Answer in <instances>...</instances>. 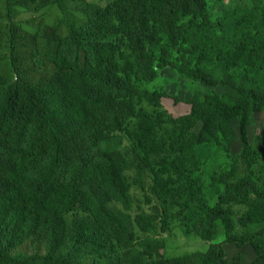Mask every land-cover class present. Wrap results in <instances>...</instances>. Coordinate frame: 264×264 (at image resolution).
<instances>
[{
    "label": "trees",
    "instance_id": "trees-1",
    "mask_svg": "<svg viewBox=\"0 0 264 264\" xmlns=\"http://www.w3.org/2000/svg\"><path fill=\"white\" fill-rule=\"evenodd\" d=\"M66 1L5 0L16 79L0 73V264H87L88 253L105 258L103 264H219L225 257L221 244L166 257L163 241L137 236V227L146 232L161 217L168 223L162 225L165 231L174 214L154 206V214L132 215L127 157L150 167L157 156L160 166L183 175L185 161L197 166L214 154L232 153L236 119L240 159L251 173L239 176L240 168L233 165L218 202L213 207L203 203L201 217L189 228L204 240L216 238L222 228L226 242L240 249L251 243L257 252L254 264H264V175L257 178L252 172L261 152L248 138V128L264 111V65L254 64V74L245 70L240 80L227 72L218 79L201 60L186 54L190 35L209 25V0H112L105 7L90 5L82 26L68 21ZM52 5L61 9L66 33L60 35L57 25L46 26L42 38L33 37L52 73L32 84L19 52L22 36L15 8L40 11ZM30 36L25 32L22 38ZM252 49L237 47L234 64L244 57L250 66L258 51ZM167 68L222 93L193 96L189 114L166 116V94L141 90L137 82L153 81ZM156 116L174 127L172 144L154 140ZM132 120L135 132L128 128ZM119 134L132 142L129 150H121ZM176 184L160 171L151 191L161 199L174 190V202ZM234 206L245 208L241 225L262 227L236 232ZM75 207L85 216L68 221L65 214ZM29 239L43 241L45 252L10 254ZM245 258L239 252L228 264H244Z\"/></svg>",
    "mask_w": 264,
    "mask_h": 264
},
{
    "label": "rangeland",
    "instance_id": "rangeland-1",
    "mask_svg": "<svg viewBox=\"0 0 264 264\" xmlns=\"http://www.w3.org/2000/svg\"><path fill=\"white\" fill-rule=\"evenodd\" d=\"M112 0H68L63 6L69 22L82 26L87 17L84 13L90 5L105 7ZM15 21L21 28L20 35L23 37L25 32L32 36L20 39L19 52L23 59L24 68L28 70L27 76L32 84H36L41 78L47 77L52 73V65L45 59L41 46H36V38H42L46 26H58L59 34L65 35L66 29L60 25L62 19L61 9L57 5L49 6L40 11H30L23 7L15 8ZM9 20L5 0H0V73L11 81L16 79L10 61L9 54ZM264 0H209V25L192 33L189 41L184 44L186 54L190 55L194 61L201 60L204 66L212 70L218 79H222V74L227 72L235 80H240L244 76L245 70L251 69L254 74V64L264 65ZM258 50L248 65L244 57L238 58L234 64V56L237 47ZM250 50V51H252ZM179 54L176 53L175 57ZM260 56V57H258ZM260 79V76H257ZM141 90L160 91L166 95L162 98V111L166 116L178 119L187 115L191 111L190 99L200 95H221V90H209L190 79L185 78L174 68L159 70L155 79L150 82H137ZM143 107L149 111L153 108L143 103ZM163 117L156 116V142L165 140L172 144V130L174 127L164 123ZM235 130V141L232 153L229 155L214 154L207 160L194 166L192 163L183 162L181 175L171 166H160V157H152V165L145 166L142 162H135L133 156L127 157L129 164H132L127 173V181L130 185L133 200L132 215L145 212L154 214V206L160 209H167L172 212L174 217L169 219V227L164 231L162 225L168 223L164 217L156 221L155 227L143 232L138 227L136 234L139 238L152 237L153 239L164 242L163 253L166 257L186 255L193 251H206L211 243L221 244L225 257L219 264H228L233 257L244 252L246 258L244 264H254L257 257L256 249L251 243L242 249L236 244L225 241V232L222 228L216 238L204 240L194 232L190 231L194 219L201 217L202 204L207 203L213 207L218 198L225 191L224 178L226 172L232 170L233 165L240 168L239 176L251 173L246 164L240 159L242 141L240 138L239 119L233 121ZM128 128L135 132L137 124L135 120L128 123ZM196 128L195 130H198ZM123 139L121 150H129L132 142L124 134H119ZM249 142L261 152L259 163L253 167L252 172L257 178L264 175V111L257 114L255 121L248 128ZM150 140L149 142H151ZM166 172L173 176L177 181L174 202L171 201V193L164 192L163 197L158 199L151 187L154 182L155 173ZM234 218L237 222L236 232L245 233L250 230H259L260 224H251L245 227L239 223V219L245 211L242 206H234ZM84 212L80 207L65 214L68 221L75 217H84ZM165 221V222H164ZM264 244V238H262ZM46 245L43 241L29 239L23 244L14 247L10 254L12 256H35L45 252ZM105 258L93 253H88L85 257L87 264H103Z\"/></svg>",
    "mask_w": 264,
    "mask_h": 264
}]
</instances>
